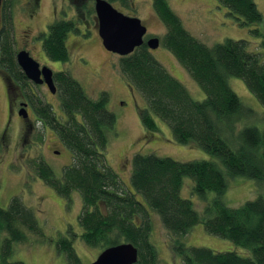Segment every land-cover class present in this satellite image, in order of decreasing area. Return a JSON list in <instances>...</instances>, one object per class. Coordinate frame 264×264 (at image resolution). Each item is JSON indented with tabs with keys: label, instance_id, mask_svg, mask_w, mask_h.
Listing matches in <instances>:
<instances>
[{
	"label": "trees",
	"instance_id": "16d2710c",
	"mask_svg": "<svg viewBox=\"0 0 264 264\" xmlns=\"http://www.w3.org/2000/svg\"><path fill=\"white\" fill-rule=\"evenodd\" d=\"M118 1L127 6V0ZM216 1L239 26L262 22L254 0ZM151 2L166 30L160 45L187 71L205 98L194 100L142 44L130 55L119 57L117 63L122 78L145 101L138 113L141 124L147 131L156 132L155 119H160L177 143H195L217 158L224 170L206 160L179 162L135 153L129 189L124 188L106 160L108 133L116 123L108 109V93L103 91L93 99L69 73L57 72L54 81L61 114L56 115L50 105L28 94L30 84L16 63L11 31L5 30L0 37V70L21 86L39 122L52 130L71 153V163L63 167L60 176L41 157L26 160L36 177L67 202H71L73 192L80 194L78 224L82 233L76 236L69 229L70 238L60 237L56 247L67 264H82L73 248L76 237L87 247L101 251L130 243L137 249L140 264H158V252L150 242L153 212L170 238L173 256L182 264H264V199L260 196L235 208L224 201L227 178L242 177L264 184V131L253 126L237 130L240 123L253 116V111L243 107L228 85L229 77L241 79L264 107V34L258 29L251 31L260 39L256 51L249 50L245 40L228 39L208 47L184 28L167 0ZM6 3L10 6L11 2ZM9 15L8 10L3 16L6 26ZM74 32L76 21L61 19L53 21L40 35L49 61H69L66 39ZM226 137L237 146L232 148ZM184 178L192 180V194L199 199L214 193L202 212L181 197ZM198 224L207 234L248 250L250 256L187 246L184 238ZM28 233L41 236V228L33 211L20 198L13 197L6 209L0 208V264H23L8 260L13 244L26 242Z\"/></svg>",
	"mask_w": 264,
	"mask_h": 264
},
{
	"label": "rangeland",
	"instance_id": "374dc122",
	"mask_svg": "<svg viewBox=\"0 0 264 264\" xmlns=\"http://www.w3.org/2000/svg\"><path fill=\"white\" fill-rule=\"evenodd\" d=\"M4 1L3 16L9 10L11 24L6 26L5 30L9 33L13 29L15 36L13 44L16 50L25 48L22 31L26 30V25L34 37L40 32H47L53 21L61 19L76 21L77 32L69 33L66 39L68 62L49 61L37 40L29 42L26 50L33 59L38 60L41 65H47L53 72L69 73L89 97L95 99L103 91L108 93V109L115 115L116 123L113 131L108 133L106 160L124 188L129 189L131 159L135 153L169 157L179 162L206 160L216 163L224 170L217 158L203 151L195 143H177L168 125L160 119H155L158 127L156 132L147 131L143 127L138 113L145 107V101L120 75L117 67L119 56L103 48L97 33L93 0H39V8L32 20L24 17L26 16L24 3L29 0H9L10 6L6 3L7 0ZM167 2L180 18L184 28L206 46L212 47L231 39L245 40L251 51L259 49L260 39L251 31L258 29L264 34V0H254L262 15V22L251 26H239L236 19L228 15L227 10L216 0H167ZM35 5L33 3V7ZM111 5L127 16L139 18L147 28L145 38L156 37L160 41L165 35V27L157 18L151 0H127V6L115 0ZM152 56L186 88L194 100H204L205 95L199 86L163 46L160 45L158 49L152 51ZM1 77L2 74H0V132L6 126V135L4 138L0 137V208L6 209L10 200L18 197L33 211L41 228V236L28 233L26 242L13 244V253L8 261L23 264H67L65 256L58 251L56 242L60 237L70 238L69 229L76 236L82 233L78 224L82 205L80 194L73 192L71 202H67L36 177L26 164V160L41 157L54 174L60 176L63 167L71 163V153L52 130L39 122L33 110L30 121L26 123L28 128L31 126V130L23 131L24 127H20V132L16 133L17 120L12 118L8 121L7 95ZM228 85L239 97L243 107L253 111V116L240 123L237 130L253 126L264 131V107L241 79L229 77ZM27 92L28 94L34 92L37 97L51 105L56 115L61 114L57 95H50L46 90L33 84L29 85ZM18 123L19 126L24 125L22 122ZM232 135H235V131ZM226 138L232 148L237 146L232 138ZM192 186V180L184 178L181 197L190 200L194 209L202 212L215 195L208 192L205 200L199 199L192 194ZM260 196L264 199V184H257L242 177L227 178V189L224 194L227 206L235 208ZM136 198L140 200L137 195ZM151 220L150 242L158 252V264H182L171 252L170 238L163 229L159 216L151 212ZM184 243L189 247L250 256L248 250L207 234L202 224L194 226L189 231ZM73 248L82 264H91L101 252L97 248L87 247L79 237L73 241Z\"/></svg>",
	"mask_w": 264,
	"mask_h": 264
},
{
	"label": "water",
	"instance_id": "95a60500",
	"mask_svg": "<svg viewBox=\"0 0 264 264\" xmlns=\"http://www.w3.org/2000/svg\"><path fill=\"white\" fill-rule=\"evenodd\" d=\"M93 10L97 20V33L103 48L119 57L128 56L145 44L149 51L160 46L156 37L144 40L147 28L137 17H131L115 9L107 0H93ZM2 0H0V6ZM16 63L25 78L35 85L45 83L51 94L56 92L53 72L39 64L25 50L16 53ZM19 115L27 117L22 108ZM91 264H140L137 249L130 243H120L102 250Z\"/></svg>",
	"mask_w": 264,
	"mask_h": 264
},
{
	"label": "flooded vegetation",
	"instance_id": "af4514ba",
	"mask_svg": "<svg viewBox=\"0 0 264 264\" xmlns=\"http://www.w3.org/2000/svg\"><path fill=\"white\" fill-rule=\"evenodd\" d=\"M3 1L2 0V4L0 6V37L2 35L3 32H5V28H6V25L4 23V19H3ZM39 0H29V1H25L24 3V14H26V16H24L26 19L28 20H32L34 14L37 12L38 8H39V3H38ZM33 3H34V7H33ZM11 24L9 23V26ZM27 29L28 26L26 25V30L25 31H22V40H23V46L24 47H21L19 50H16L17 52L18 51H21V50H25L27 51L26 49H28V43H33V40H37V42L39 41L41 44L40 45V48L42 49V42H41V39L40 38V35L44 32H40L39 34H36L34 37L31 35L30 31H28ZM69 35V34H68ZM146 37V35H145ZM144 37V40L148 39V38H145ZM15 36H14V32H13V29L11 31V39L14 40ZM67 47V46H66ZM23 48V49H22ZM68 49V48H67ZM43 51V49H42ZM16 52V53H17ZM28 52V51H27ZM29 53V52H28ZM44 53V51H43ZM31 57V56H30ZM33 59V58H32ZM35 60V59H34ZM38 64H39V68H42V67H48L47 65L43 64L41 65L38 60H35ZM49 68V67H48ZM50 69V68H49ZM22 72V71H21ZM53 72V71H52ZM60 72V71H58ZM57 72H53V83L55 85V81H54V75L56 74ZM0 74H2V81H3V85H4V88H5V92H6V95H7V113H8V121H10L12 118H15L17 120V124L15 125V129H16V133L18 134L20 132V127H24L22 130H26V129H29L31 130V126L30 128H28L27 126V122L30 121V117H31V112H32V103L28 100V98L26 97V94L25 92L22 91V88L20 85L18 84H15V83H12L8 78L7 76L5 75V73L3 71L0 70ZM29 82L30 85H32L33 83H31L29 80H27ZM35 85V84H33ZM35 86H38L39 88H41L42 90H46L47 92H49L50 95H56V92L54 94H51L48 87L46 86L45 83H42V84H39V85H35ZM55 89L56 88V85H55ZM31 96L33 98L37 97V95L32 92L31 93ZM36 99V98H35ZM46 103V102H45ZM47 104V103H46ZM50 105V104H49ZM51 106V105H50ZM24 109L26 114H27V117L26 118H23V116L19 115V112L21 109ZM33 113V112H32ZM18 122H22L24 123V125L22 126H19V123ZM5 127H3V130L2 132H0V137L4 138V136L6 135V132H5ZM19 130V131H18ZM58 153V152H56Z\"/></svg>",
	"mask_w": 264,
	"mask_h": 264
}]
</instances>
